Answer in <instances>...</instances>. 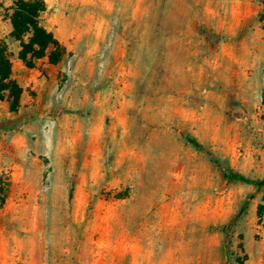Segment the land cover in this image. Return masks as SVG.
I'll return each mask as SVG.
<instances>
[{"label": "rangeland", "instance_id": "1", "mask_svg": "<svg viewBox=\"0 0 264 264\" xmlns=\"http://www.w3.org/2000/svg\"><path fill=\"white\" fill-rule=\"evenodd\" d=\"M45 2L61 60L8 44L0 264H264V189L222 174L264 178V0Z\"/></svg>", "mask_w": 264, "mask_h": 264}, {"label": "trees", "instance_id": "2", "mask_svg": "<svg viewBox=\"0 0 264 264\" xmlns=\"http://www.w3.org/2000/svg\"><path fill=\"white\" fill-rule=\"evenodd\" d=\"M9 10L10 12H6L3 16L9 19L11 29L5 38H0V100H6L9 110L14 112L19 106L23 88L12 77L13 52L8 47L9 42L17 43L16 57L27 67H33L34 61L43 57L47 58L48 63L56 64L61 60L66 49L53 32L43 24L42 15L47 11L45 0H13ZM261 17L264 18V13ZM179 135L185 142L201 147L192 136L183 133ZM209 155L215 161V158ZM222 174L227 183L243 181L264 189V178L250 179L229 167H223ZM7 186L8 180L0 174V204L5 200ZM245 207L246 202L232 221L225 226L226 237L229 236L236 218ZM257 214L259 217H264V204L257 206Z\"/></svg>", "mask_w": 264, "mask_h": 264}, {"label": "crops", "instance_id": "3", "mask_svg": "<svg viewBox=\"0 0 264 264\" xmlns=\"http://www.w3.org/2000/svg\"><path fill=\"white\" fill-rule=\"evenodd\" d=\"M43 59H45V61H46V63L44 64V67H48V66H53V64H50V63H48V61H47V58L46 57H43ZM16 62H15V64L17 65V66H19L20 64H19V62L18 61H20V59H18L17 57H16ZM26 69L28 70V71H30L31 72V74H33L34 76V78L35 77H37V74L39 75V69L37 68V67H35V66H33V67H26ZM12 77L13 78H15L16 80H17V82H18V78H17V75L15 74V67L14 66H12ZM32 80H36V79H29V82H26V83H19L20 85H21V87L23 88V92H22V94H21V98H22V95L24 94V92H25V88H26V86L27 85H29L30 83H31V81Z\"/></svg>", "mask_w": 264, "mask_h": 264}]
</instances>
